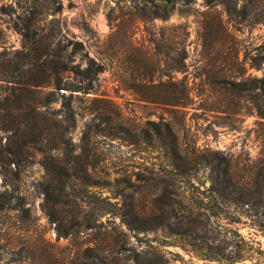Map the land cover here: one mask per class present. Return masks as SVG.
Returning <instances> with one entry per match:
<instances>
[{"label":"rangeland","instance_id":"rangeland-1","mask_svg":"<svg viewBox=\"0 0 264 264\" xmlns=\"http://www.w3.org/2000/svg\"><path fill=\"white\" fill-rule=\"evenodd\" d=\"M238 1L242 6L255 0ZM218 17L231 34L221 32L220 41L213 43L214 54L228 56L230 46L241 50V58L245 51L255 54L257 47L264 52V22L236 26L219 0L211 4L176 0L167 19L143 11L137 0H0V52H15L27 40L32 43L40 36H52L53 46L59 48L69 40L83 42L84 51L105 65L95 89L80 92L74 101L77 123L70 135L79 158L69 172L76 177L61 173L64 152L60 157L37 154L25 161L18 175L13 165L6 179L0 167V264H74L79 246L101 247L110 257L131 255L133 262L136 252L149 244L174 259L173 264H211L180 246L162 245L168 239L162 231H167L166 219L157 216L182 215L190 196L189 172L193 180L209 184L208 168L199 167L205 150L232 157L240 168L248 157L258 159L263 151L258 118L249 113L246 100L240 101V115L212 110L225 97L215 86L228 71L227 64L218 61L204 73L203 25L207 18ZM184 51V69L172 71ZM145 52L151 63L140 71L127 69L132 61L144 62ZM83 58V53L76 54L74 63L84 66ZM152 63L161 70L155 78L168 85H188L187 107L141 100V92L126 89L127 84L142 83ZM245 66L247 74L264 75V67L250 68L248 62ZM60 107V102L54 106ZM156 124L165 140L155 131ZM167 125L177 134L178 153ZM78 211L95 217L109 213L102 215L94 229L66 236L73 232ZM237 226L264 248V234L252 228L246 217Z\"/></svg>","mask_w":264,"mask_h":264},{"label":"trees","instance_id":"trees-1","mask_svg":"<svg viewBox=\"0 0 264 264\" xmlns=\"http://www.w3.org/2000/svg\"><path fill=\"white\" fill-rule=\"evenodd\" d=\"M137 1L143 11L163 19H167L176 7V0ZM207 1L212 3V0ZM219 2L236 26H247L249 21L264 22V0L242 6H239L238 0ZM203 27V46L207 53L204 73H208L218 61L225 62L228 71L227 76L216 82L215 86L225 97L220 98L212 110L240 115L243 109L240 101L246 100L250 104L249 113L258 118L257 132L263 138V151L258 159L248 157L240 168L232 157L216 150H205L200 156L199 167L208 168L209 184L206 185L203 180H193L190 172L187 174L190 196L182 215L157 216L160 220L166 219L167 231L165 228L162 231L168 239L162 245L180 246L211 264H237L246 260L252 264H263L264 248L261 242L253 236L243 235L237 225L242 223L244 216L252 228L264 234V75L247 74L245 66L248 62L250 68L262 69L264 52L257 47L255 54L245 51L241 58V50L230 46L228 56L214 54L213 43L220 41L217 37L221 32L231 34L230 27L221 17L216 20L207 18ZM235 30L241 31V28L235 27ZM36 42L42 45H35ZM53 42L52 36H40L32 43L27 40L21 50L0 52V167L5 179L8 171L13 170V165L18 175L25 161L33 156L40 154L46 158L57 153L60 157L63 152L65 161L60 163L63 165L62 175L76 177L69 172L79 158L70 135L77 123L74 101L80 92L88 94L95 89L105 65L89 56L81 41L69 40L60 48L53 46ZM78 53L85 56L84 66L83 62L74 63ZM142 56L144 62L132 61L127 69L140 71L152 62L146 52ZM186 57L184 51L182 57L175 59L172 71L183 70ZM148 69L142 83L127 84L126 89H133L138 95L141 92V100L188 106L191 91L187 84L172 82L168 85L162 78H155V73L161 71L155 63ZM138 86L148 89L142 92L136 88ZM58 102L61 107L56 109L54 106ZM156 126L158 136L165 140L166 135H163L158 124ZM167 129L174 138V152L178 153L175 150L178 148L177 134L169 125ZM163 143L166 147V142ZM195 169L198 171V166ZM105 213L109 212L103 211L95 217L89 212L78 211L74 217L73 232L70 230L65 235L77 234L81 229H94ZM132 229L143 231L144 228ZM122 251L125 250H118ZM76 256L74 264H173L174 260L153 244L136 252L133 262H130L131 255L110 257L98 246H79Z\"/></svg>","mask_w":264,"mask_h":264}]
</instances>
